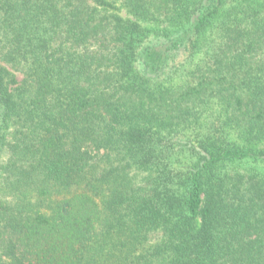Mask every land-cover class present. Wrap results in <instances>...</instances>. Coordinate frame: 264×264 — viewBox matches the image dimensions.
I'll return each mask as SVG.
<instances>
[{
  "label": "trees",
  "instance_id": "1",
  "mask_svg": "<svg viewBox=\"0 0 264 264\" xmlns=\"http://www.w3.org/2000/svg\"><path fill=\"white\" fill-rule=\"evenodd\" d=\"M0 264H264V0H0Z\"/></svg>",
  "mask_w": 264,
  "mask_h": 264
}]
</instances>
